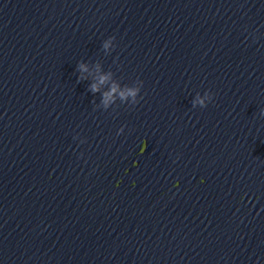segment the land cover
Here are the masks:
<instances>
[{
  "label": "clouds",
  "instance_id": "9594fccd",
  "mask_svg": "<svg viewBox=\"0 0 264 264\" xmlns=\"http://www.w3.org/2000/svg\"><path fill=\"white\" fill-rule=\"evenodd\" d=\"M108 46L109 45L106 42L104 44V48H108ZM81 68H83V65H81ZM105 79H106V77H101L100 82L103 83ZM91 87H92V90L93 91H97L98 90L96 85H92ZM114 92H116V87H113L111 89V92L105 94L106 101H107V99H109L111 97L112 93H114ZM129 94H131V95L134 96L135 95V92L130 91ZM120 95H121V97H123L125 94L123 92H121ZM201 103H203V101H201ZM261 115H264V111H262Z\"/></svg>",
  "mask_w": 264,
  "mask_h": 264
}]
</instances>
